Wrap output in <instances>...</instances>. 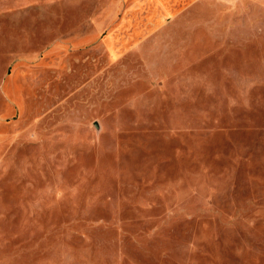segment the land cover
<instances>
[{"label": "rangeland", "instance_id": "obj_1", "mask_svg": "<svg viewBox=\"0 0 264 264\" xmlns=\"http://www.w3.org/2000/svg\"><path fill=\"white\" fill-rule=\"evenodd\" d=\"M0 264H264V0H0Z\"/></svg>", "mask_w": 264, "mask_h": 264}]
</instances>
